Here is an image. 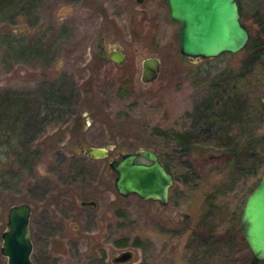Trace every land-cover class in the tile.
Listing matches in <instances>:
<instances>
[{"label": "rangeland", "instance_id": "obj_1", "mask_svg": "<svg viewBox=\"0 0 264 264\" xmlns=\"http://www.w3.org/2000/svg\"><path fill=\"white\" fill-rule=\"evenodd\" d=\"M238 2L255 36L264 0ZM178 29L166 0H0V245L9 206L26 202L34 264H249L253 254L238 232L228 245L199 243L208 231L222 238L238 227L261 173L203 212L222 160L207 158L211 150L181 153L157 134L188 129L210 77L236 66L243 50L191 61L179 52ZM111 50L124 52L121 64L107 57ZM148 56L159 58L160 74L143 84ZM121 77L126 97L117 93ZM89 146L111 149L94 159L81 152ZM147 148L173 178L165 205L114 188L108 162ZM188 164L195 180L184 178ZM125 250L132 258L113 263Z\"/></svg>", "mask_w": 264, "mask_h": 264}, {"label": "water", "instance_id": "obj_2", "mask_svg": "<svg viewBox=\"0 0 264 264\" xmlns=\"http://www.w3.org/2000/svg\"><path fill=\"white\" fill-rule=\"evenodd\" d=\"M167 5L169 17L179 24V52L191 61L214 58L224 52L235 54L248 42L249 32L240 20L236 0H167ZM124 56L121 50L108 54V58L118 64L122 63ZM159 74V58L148 56L141 61L139 78L143 84L153 82ZM110 149V146H89L81 152L102 159L108 156ZM108 167L115 173L113 184L119 195L134 194L142 200L162 205L168 202L173 178L153 150L147 148L123 153L119 159L112 158ZM80 205L94 206L95 201L82 200ZM30 214L31 208L26 202L13 204L7 210L0 245L6 264H34L31 260ZM236 231L253 256L264 260V171L258 184L244 199ZM132 255L131 250L122 251L112 262L128 261Z\"/></svg>", "mask_w": 264, "mask_h": 264}, {"label": "trees", "instance_id": "obj_3", "mask_svg": "<svg viewBox=\"0 0 264 264\" xmlns=\"http://www.w3.org/2000/svg\"><path fill=\"white\" fill-rule=\"evenodd\" d=\"M253 18L259 26L257 34L249 37L236 66L223 68L210 77L204 93L188 113L189 128L169 132L157 130V134L174 142L181 153L197 151L205 155L211 150L214 154L212 152L207 158L222 160L221 180L206 194L203 212L211 211L218 194L231 191L241 178L264 171V15L254 13ZM129 92L128 80L121 77L118 95L126 97ZM162 163L168 170L166 163ZM187 167L189 170L184 178L195 180L198 171L192 165ZM236 232L235 228L228 229L221 238L208 231L199 246L205 248L210 238V245H228L227 240L235 237ZM257 263L258 259L251 256L249 264ZM97 264L105 263L100 260Z\"/></svg>", "mask_w": 264, "mask_h": 264}, {"label": "flooded vegetation", "instance_id": "obj_4", "mask_svg": "<svg viewBox=\"0 0 264 264\" xmlns=\"http://www.w3.org/2000/svg\"><path fill=\"white\" fill-rule=\"evenodd\" d=\"M167 1V0H166ZM236 3H237V6H238V12L240 14V10H241V7H240V4H238V0H236ZM113 50H111L109 53H111ZM122 51V50H121ZM108 54H107V57H108ZM125 55V54H124ZM125 57V56H124ZM115 62V61H114ZM212 155H209V157H211ZM159 158V157H158ZM160 161V160H159ZM146 162V161H145ZM161 162V161H160ZM162 163V162H161ZM163 165V164H162ZM164 166V165H163ZM165 167V166H164ZM166 169V168H165ZM168 172V171H167Z\"/></svg>", "mask_w": 264, "mask_h": 264}]
</instances>
